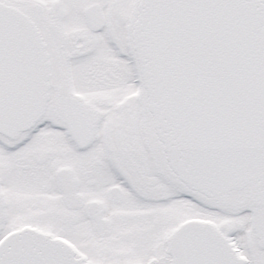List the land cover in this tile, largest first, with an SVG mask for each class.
<instances>
[{"label":"snow or ice","instance_id":"6c2138e0","mask_svg":"<svg viewBox=\"0 0 264 264\" xmlns=\"http://www.w3.org/2000/svg\"><path fill=\"white\" fill-rule=\"evenodd\" d=\"M0 264H264V0H0Z\"/></svg>","mask_w":264,"mask_h":264}]
</instances>
